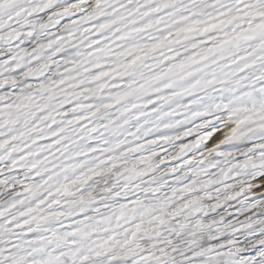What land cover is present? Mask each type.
Masks as SVG:
<instances>
[{
    "label": "snow or ice",
    "instance_id": "obj_1",
    "mask_svg": "<svg viewBox=\"0 0 264 264\" xmlns=\"http://www.w3.org/2000/svg\"><path fill=\"white\" fill-rule=\"evenodd\" d=\"M0 264H264V0H0Z\"/></svg>",
    "mask_w": 264,
    "mask_h": 264
}]
</instances>
